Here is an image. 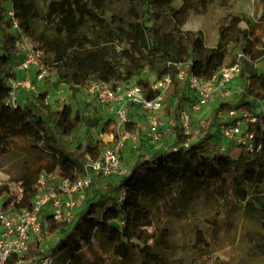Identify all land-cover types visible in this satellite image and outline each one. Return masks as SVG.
<instances>
[{
    "label": "trees",
    "instance_id": "obj_1",
    "mask_svg": "<svg viewBox=\"0 0 264 264\" xmlns=\"http://www.w3.org/2000/svg\"><path fill=\"white\" fill-rule=\"evenodd\" d=\"M172 1L101 0L105 17L97 19V29L93 32H90L92 28H85L86 21L77 0H63L61 4L65 3L66 7L60 12L52 2L51 10L57 13L58 22L64 27L60 35L47 37L32 31L23 0H0V152L18 144L23 151L38 152L31 162L23 165L14 180L24 189L19 205L31 204L41 173L53 174L55 179L79 178L84 163L99 156L103 143L92 137L85 143L74 142L73 136L80 129L84 128L87 133L89 128L99 124V119L84 115L79 107L74 108L70 103L51 108L45 103L48 90L29 94L28 101L15 107L4 103L8 94L6 82L14 76L12 67L16 58L9 6L19 26L39 43L49 70L72 93L85 88L91 81L129 82L134 79L145 97L150 98L155 95L149 89L150 84L169 74L171 84L164 100L177 95L183 99L180 89L186 84L177 77L174 63L186 64L188 72L208 78L221 66L232 64L237 52H242L249 57V60H241L243 97L234 104L222 102L218 107L224 111L232 108L253 110L257 102L264 100V68L259 72L255 68L260 59L264 64V42L258 30L253 25L240 28L237 22L222 23L218 27L216 44L208 47L199 30L182 27L189 12L185 0L179 6ZM255 11L258 21H264V0H257ZM88 31L91 38L87 37ZM144 71L151 75L150 79L141 77ZM213 116L214 112L206 117L201 133L187 146L174 145L148 159L135 161L128 173L118 176L114 182L94 179L85 191L84 206L72 222L54 221L44 214L42 238L35 242V247L39 249L46 230L59 234L51 250L54 260L57 258L56 261L63 264H81L83 254L92 249L94 243L108 249L121 264L133 251L142 262L158 264L159 254L147 243L153 237L147 232L153 222L145 204L157 202L172 192L188 198L200 187L221 197L230 194L243 201L248 215L264 232V193L251 194L264 172V130L259 128L258 122L252 127L256 142L261 143L258 151L248 154L240 151L233 157L213 147ZM173 129L177 139L184 142L189 139L179 125ZM9 193L6 185L0 187V197H9ZM159 236L166 244V230H161ZM38 253L42 254L41 250Z\"/></svg>",
    "mask_w": 264,
    "mask_h": 264
},
{
    "label": "rangeland",
    "instance_id": "obj_2",
    "mask_svg": "<svg viewBox=\"0 0 264 264\" xmlns=\"http://www.w3.org/2000/svg\"><path fill=\"white\" fill-rule=\"evenodd\" d=\"M62 1L23 0L28 9L31 29L35 34L42 33L47 37H52L62 33L61 29L64 26L59 24L57 13L50 7L53 2L60 12L66 7L65 3L61 4ZM77 1L86 21L85 28L90 27V29L92 28L89 29L90 32L95 31L97 19L105 17V14L102 13L101 0ZM185 2L189 12L182 27L199 30L206 46L211 47L216 44L218 27L226 22H237V27L240 28H248L253 25L264 42V21H258L259 15L255 11L257 0H185ZM172 3L179 6L182 4V0H173ZM91 15L94 16V19ZM90 32L87 34L88 38ZM255 68L258 72L263 70L264 64L261 59L255 63ZM141 77L150 79L151 75L144 71ZM120 83H135V80ZM243 85L244 79L239 76L233 84L234 93L231 96H216L212 103L195 112L190 110V91L184 85L180 89L183 99L177 95L164 100L162 110L156 115V119L159 121L157 127L151 126L138 107L129 106L130 122L128 123L129 127H125V130L135 132L136 140L125 139L119 151V158L126 171L130 170L135 161L148 159L154 153L166 151L174 145H184V140L177 139L173 129L174 126L180 124L183 113L189 115L191 135L201 133L206 117L213 112L215 106L222 102L234 104L242 99L243 92L239 90ZM43 90L49 91L45 103L51 108L59 107L63 103H70L74 108L79 107L84 115L88 117L94 115L99 119V124L89 128L87 133L84 132V128L80 129L73 136L74 142L85 143L88 137H92L103 143L102 150L114 143V138L117 135L114 131L112 111L95 100L88 101L83 92L84 89L72 93L70 88L58 81L55 73L49 70L44 80L38 84L35 94H40ZM30 98L28 93L22 92L19 103L28 101ZM262 107H264V100L257 102L255 109ZM214 121L215 117L213 116L211 131ZM170 122L175 125L169 133L164 132L161 125H167ZM224 143L227 153L236 157L239 150L229 141ZM36 155L38 152L33 150L23 151L21 144L11 150L0 152V183L15 180L21 173L23 165L31 162ZM117 177H95V180L114 182ZM255 192L264 193V172L259 176L251 194ZM84 195L85 193L72 210L69 223L84 206ZM145 205L151 212L153 222V225L147 228V232L153 234L147 243L153 247V251L159 254L160 262L158 264H264V232L252 216L248 215L244 202L230 194L221 197L209 189L200 187L188 198H183L177 192H172L157 202ZM163 229L167 233L166 244L160 241L159 234ZM43 232V241L39 249L35 247V242L42 238L41 235L33 240L19 264H31L34 258L50 250L53 242L59 237L58 233L52 234L46 230ZM39 250L42 254L38 253ZM85 253L81 264H121L117 258L110 254L108 249H102V245L99 243H94V247ZM56 259L54 264L57 262ZM57 263L63 264L61 261ZM122 264L148 263L142 262L138 253L133 251L131 257Z\"/></svg>",
    "mask_w": 264,
    "mask_h": 264
},
{
    "label": "built area",
    "instance_id": "obj_3",
    "mask_svg": "<svg viewBox=\"0 0 264 264\" xmlns=\"http://www.w3.org/2000/svg\"><path fill=\"white\" fill-rule=\"evenodd\" d=\"M8 17L11 21V31L15 35L16 58L12 67L14 76L9 77L6 82L8 94L4 103L15 107L19 104L22 92L28 94L37 92V86L47 76L49 67L43 61L39 43L33 41L19 26L11 6L8 8ZM242 59L249 60V57L237 52L236 60L232 64L221 66L208 78L188 72L186 64L174 63L177 77L185 82L190 91V110L195 112L208 106L216 96H231L234 93L233 84L240 76ZM170 84L169 74L153 81L149 89L155 95L150 98L145 97L142 87L136 83L122 84L116 81L96 80L82 89L88 101L95 100L112 111L114 131L117 135L114 143L104 148L97 158L88 159L83 165L82 175L76 180L55 179L53 174L41 173L29 206L19 205L24 193L20 182L13 180L0 183V187L6 185L10 192L9 197H0V264L22 262L30 243L40 235L44 214H48L54 221L69 222L72 210L95 177L123 176L128 173L119 158L124 140H136L135 132L125 130V126L130 122L128 107H138L151 126L157 127L159 121L156 115L163 108L164 96ZM239 91L242 92L243 87ZM213 112L215 121L211 140L215 151L227 153L225 141H229L244 154L260 149L261 143L256 142V132L252 127L258 122L259 128L264 130L262 121L264 107L253 110L232 108L224 111L217 105ZM174 125L170 122L161 125V128L169 133ZM179 126L184 134L189 135V139L184 142V146H187L189 141L197 137L191 135L189 115L182 114ZM53 262L54 256L50 248L34 258L31 264Z\"/></svg>",
    "mask_w": 264,
    "mask_h": 264
}]
</instances>
